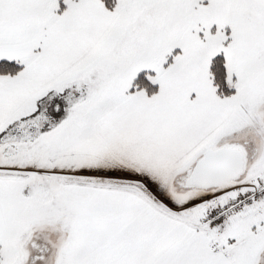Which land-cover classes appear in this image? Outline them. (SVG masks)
<instances>
[{"label":"snow or ice","instance_id":"snow-or-ice-1","mask_svg":"<svg viewBox=\"0 0 264 264\" xmlns=\"http://www.w3.org/2000/svg\"><path fill=\"white\" fill-rule=\"evenodd\" d=\"M0 264H264V0H0Z\"/></svg>","mask_w":264,"mask_h":264}]
</instances>
